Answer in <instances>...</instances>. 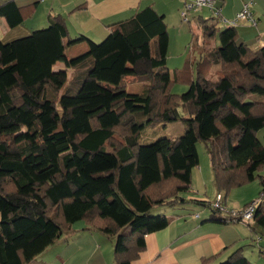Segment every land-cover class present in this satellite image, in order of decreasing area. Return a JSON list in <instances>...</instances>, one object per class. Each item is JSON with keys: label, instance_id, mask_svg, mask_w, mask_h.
Instances as JSON below:
<instances>
[{"label": "trees", "instance_id": "obj_1", "mask_svg": "<svg viewBox=\"0 0 264 264\" xmlns=\"http://www.w3.org/2000/svg\"><path fill=\"white\" fill-rule=\"evenodd\" d=\"M197 14L184 23L195 21L201 31L197 77L181 95L169 91L167 27L151 6L109 26L100 42L71 39L57 15L0 51V264H28L77 222L114 239L115 264H131L145 236L169 224L164 213H152L159 207H207L221 223L264 232V177L257 174L264 165V47L239 42L240 24L220 30V14ZM0 16L11 28L22 21L12 1L0 5ZM82 42L87 51L67 59L66 49ZM58 62L64 69L54 71ZM210 65L218 66L216 79L205 77ZM189 71L175 72V80H188ZM129 83L141 92L128 93ZM178 121L186 124L183 135L139 143L143 130ZM198 141L207 143L223 199L258 178L250 221L180 196L191 191ZM217 264L251 263L239 248Z\"/></svg>", "mask_w": 264, "mask_h": 264}, {"label": "crops", "instance_id": "obj_2", "mask_svg": "<svg viewBox=\"0 0 264 264\" xmlns=\"http://www.w3.org/2000/svg\"><path fill=\"white\" fill-rule=\"evenodd\" d=\"M10 1L18 7L22 21L11 28L5 17L0 16V51L2 53L8 51L11 41L46 28L49 16L58 15L64 19L71 39L83 35L98 42L109 34V26L129 18L138 10L151 6L157 14L164 16L167 27L169 24H176L172 19L176 17L177 22L182 8L181 0H0V5ZM250 1L231 0L230 6L229 0L226 4L223 0H217L216 7L220 8L219 17L224 7L227 16L231 17L241 9L244 3H250ZM205 10L209 13L207 9ZM250 10L257 21L256 26L241 25L255 28L256 34L254 32L250 35L243 34L242 43H247L255 50L264 47V0H253ZM202 11L197 15H203ZM254 37H257L256 41L252 40ZM87 49L86 42L78 43L67 48L65 56L71 59L85 53ZM215 66L216 72L218 66ZM52 69L63 70L64 65L58 62ZM128 87L131 86L127 85L126 91L132 94H138L142 89V86L139 90L135 86V90L128 91ZM262 167L264 175V165ZM244 189H246L245 192H251V196L243 201L235 199L243 204L242 208L255 199L257 192V188ZM217 194L220 193L216 191L215 197ZM221 195L223 196L222 193ZM189 199L204 201L207 198L197 200L189 197ZM222 204L229 209L226 198L222 200ZM172 209L165 215L169 219L168 226L145 236V249L131 264H202L203 260L222 254L219 260L216 257L215 260L203 262V264H216L234 250L232 249L234 244H238L250 235L242 222L224 224L211 217L212 212L193 214V212L188 213V210L180 211V206ZM174 209H178L179 212ZM74 225L70 232L59 237L28 264H115L113 238L102 233L86 231L84 224H77L76 228ZM245 226L247 227L246 224ZM256 231L261 230L256 228ZM255 236V245L252 248L254 251H250V257L261 261L264 259L262 232Z\"/></svg>", "mask_w": 264, "mask_h": 264}, {"label": "rangeland", "instance_id": "obj_3", "mask_svg": "<svg viewBox=\"0 0 264 264\" xmlns=\"http://www.w3.org/2000/svg\"><path fill=\"white\" fill-rule=\"evenodd\" d=\"M223 1L226 4L227 0H223ZM229 2L231 6V0H229ZM202 12H203V15H202L203 18H210L209 13L205 9H203ZM234 14L231 17L227 16V13L224 7L222 11V15L220 17L221 22H219L218 28H220L221 30L222 28L227 27V24L224 23L223 21H226V20L231 21L234 17ZM172 20L176 24H169L167 26L169 45H168L166 67L169 70L171 80H172L171 85L169 87L170 93L181 95L187 91L188 84L190 83V81L193 79H196L197 77V68H198V64L200 61L199 46L201 44V39H200L201 31L195 21H191L190 24L182 23L180 19V15H178L177 22H176V17H173ZM236 29L238 30L237 39L239 42H243L242 41V39H244L243 34L250 35L252 34V32L256 34L255 28L242 26L241 24L238 27H236ZM256 39L257 37H254L252 40L256 41ZM213 43L218 45L219 44L218 39L216 38ZM209 47L210 48L213 47V44ZM186 66H188L190 69L189 76L187 78L188 80H185V79L175 80L174 73L175 72L177 73L178 71L185 68ZM215 67H216L215 65H212L209 68L207 67V70L209 71L207 74H205L206 78L208 79L217 78L218 69L215 72V69H214ZM129 86L131 87H128L129 88L128 91H133L135 90L134 89L135 86L139 90L140 86L142 85L138 83L136 84L129 83ZM140 92H141V89H140ZM186 129H187L186 124L181 121L167 123L165 125H162V126L160 125L154 128H147L141 132V135L139 137V143L141 145L151 144L157 139L163 138V137L173 139V138L183 135ZM262 133H264V130H262L259 133V137L262 136ZM196 149H197L199 164L197 167L192 169L191 191L187 193H182L180 194V196L182 198L186 197L188 200H191L189 199V197L195 198L197 200H202L203 198L204 199L207 198L206 200L209 199L211 202H213L215 200L216 188L213 183V173H212V169L210 166L209 157L207 155V143L198 141V143L196 144ZM262 172H263V167L257 172V174L264 177ZM244 188H251V189L257 188L255 199L250 201L249 204L252 203L253 201L259 200L261 188H260L259 180L257 178L255 181L245 186L231 189L228 192L226 196V202H227V206L229 207V209H235V208L241 209L243 207V204H241L240 201H235V199L243 201L251 196L250 195L251 192H245L246 189ZM172 210H173L172 208L159 207V208H155L152 213L154 214L164 213L166 215L167 213H170ZM174 210L178 211V209H174ZM187 210H188V213L193 212V214L197 212H200V213L205 212L209 214L211 213V210L209 208L197 206L194 204H187L184 206H180V211H187ZM80 223L84 224L82 222H77L74 225V228H76V225ZM242 225H244L243 226L244 228L248 229V232H250V235H248L246 239L242 240L238 244H234V247L232 249L236 250V249L241 248L245 257H247L252 262V263L250 262L251 264H264V259H262L261 261H256L255 258L253 260L250 257V251H254L252 248H253V245H255V241H254L256 239L255 235L258 234V232L256 231V234H255V232H253L250 228L245 226V223ZM262 236H263L262 239L264 241V232H262ZM250 240L252 241L250 242ZM234 250H232L231 252H233ZM231 252H229V254ZM221 255L222 254H220L217 257L218 260L221 258L220 257ZM226 257H224L220 261L217 260L218 261L217 263L223 261Z\"/></svg>", "mask_w": 264, "mask_h": 264}, {"label": "built area", "instance_id": "obj_4", "mask_svg": "<svg viewBox=\"0 0 264 264\" xmlns=\"http://www.w3.org/2000/svg\"><path fill=\"white\" fill-rule=\"evenodd\" d=\"M182 8L180 10V18L182 23H187L189 21V16L192 13H198L203 9H207L213 17H218L220 14V8L216 7L217 0H181ZM250 3H244L239 11L234 14L231 21H223L230 27H236L239 24H247L250 26H256V19L250 12ZM223 196L217 194L215 200L210 202L213 210L219 211L222 214L230 217L232 220H243L250 221L255 212V209L259 203V200L253 201L249 205L245 206L241 210L227 209L222 204Z\"/></svg>", "mask_w": 264, "mask_h": 264}]
</instances>
